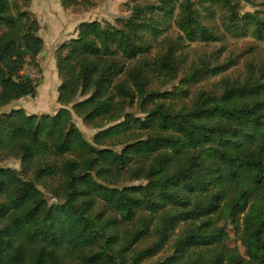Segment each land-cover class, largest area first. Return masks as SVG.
Returning <instances> with one entry per match:
<instances>
[{
    "label": "trees",
    "instance_id": "trees-1",
    "mask_svg": "<svg viewBox=\"0 0 264 264\" xmlns=\"http://www.w3.org/2000/svg\"><path fill=\"white\" fill-rule=\"evenodd\" d=\"M133 1L57 48L54 115L0 113V159L20 163L0 167V264H264V65L191 92L231 62L187 67L184 45L219 40L216 8L232 35L264 40V20L239 17L241 0ZM30 2L0 0V108L37 93L23 72L44 47Z\"/></svg>",
    "mask_w": 264,
    "mask_h": 264
},
{
    "label": "rangeland",
    "instance_id": "rangeland-1",
    "mask_svg": "<svg viewBox=\"0 0 264 264\" xmlns=\"http://www.w3.org/2000/svg\"><path fill=\"white\" fill-rule=\"evenodd\" d=\"M62 1L31 0L27 9L39 23L38 35L45 46L43 47V54L41 53L37 57L35 65H27L23 72L25 75L35 79L37 93L35 97L22 98L1 107L0 113L21 108L27 114L54 115L61 108L57 103V88L60 85L55 68V51L57 48L76 36V28L82 22L99 21L117 25L118 18L129 16V7L134 2L133 0H67L65 6H63ZM135 1L138 2V0ZM236 11L239 17L246 14H255L258 18L264 20V0H241ZM227 16L228 13L225 9H215V18L211 20L210 24L218 32L219 40L217 42L187 44L184 41L187 67H189L191 62H197L201 58L206 59L210 65L224 61L231 62V68L228 71L219 76L203 80L197 86L192 87L191 92H195L199 87L210 89L223 77L230 80L244 79L247 71L264 65V40H259L247 32L240 35L230 34L224 30L222 23ZM206 24L208 23L206 22ZM173 28V25H171L167 31V34L172 37L177 35L176 30ZM179 77L181 76L179 75ZM179 80L176 79L167 86L155 82L153 88L160 91H171L174 86H178ZM128 111L138 112L137 108L134 107ZM135 115L138 116V114ZM73 122L88 141L97 132L91 126L83 123L75 114H73ZM113 123L106 124V127L113 125ZM120 149L121 147H113V150L116 151ZM19 166L20 163L16 159H0V167L19 170ZM45 196L50 199L49 202H55L49 197V194L45 193ZM209 219L212 225H217L218 227L223 225L222 222L217 221L215 216H210ZM227 231L229 235L226 242L227 245L245 256L244 250L240 243L236 241L230 226H227ZM169 254L170 251L167 246L159 255L144 263L159 261Z\"/></svg>",
    "mask_w": 264,
    "mask_h": 264
},
{
    "label": "crops",
    "instance_id": "crops-1",
    "mask_svg": "<svg viewBox=\"0 0 264 264\" xmlns=\"http://www.w3.org/2000/svg\"><path fill=\"white\" fill-rule=\"evenodd\" d=\"M45 46V45H44Z\"/></svg>",
    "mask_w": 264,
    "mask_h": 264
},
{
    "label": "water",
    "instance_id": "water-1",
    "mask_svg": "<svg viewBox=\"0 0 264 264\" xmlns=\"http://www.w3.org/2000/svg\"><path fill=\"white\" fill-rule=\"evenodd\" d=\"M43 54V53H42Z\"/></svg>",
    "mask_w": 264,
    "mask_h": 264
}]
</instances>
